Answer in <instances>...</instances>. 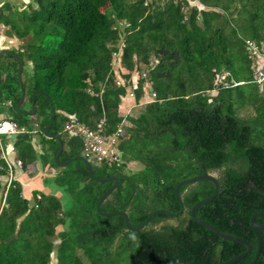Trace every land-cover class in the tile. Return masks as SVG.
I'll return each instance as SVG.
<instances>
[{
  "label": "trees",
  "instance_id": "16d2710c",
  "mask_svg": "<svg viewBox=\"0 0 264 264\" xmlns=\"http://www.w3.org/2000/svg\"><path fill=\"white\" fill-rule=\"evenodd\" d=\"M14 6L0 8L6 18L16 13L1 30L23 44L17 43L13 55L4 54L9 59L0 72L1 106H6L3 93L6 107L14 111L20 89L28 105L33 90L45 94L33 97L37 130L18 138L37 132L49 140L53 166L57 141L45 138L43 129L54 98L68 99L72 110L67 113L85 126H94L101 116L106 133L120 124V163L88 162L95 177L118 179L99 209L124 211L130 226L158 208L176 212L175 184L211 173L218 190L194 216L247 240L250 253L232 264H248L255 249L249 218L264 212V81L255 79V55L247 43L264 53V0H29ZM113 52H119L120 81L112 66ZM133 73L136 116L118 108L130 91ZM21 104L17 109L24 110ZM245 107L252 113L243 115ZM56 115L48 132L62 142L58 161L81 155V137L63 130L61 119L62 136ZM40 155L41 168L50 167L43 150ZM17 157L23 174L36 170L32 156ZM131 161L141 167L130 170ZM7 168L0 158V264H48L56 239L57 264H109L105 253L116 233L134 238L130 264H220L244 251L242 244L222 239L188 217L191 205L212 192L209 181L179 188L180 215L157 213L131 231L121 215L97 213L95 203L111 181L92 180L82 161L42 173L41 186L50 191L32 188L30 197L12 176L15 169L5 191ZM62 177L61 184L45 183ZM255 221L264 225V216ZM57 226L63 229L55 232ZM253 264H264L263 234Z\"/></svg>",
  "mask_w": 264,
  "mask_h": 264
},
{
  "label": "rangeland",
  "instance_id": "374dc122",
  "mask_svg": "<svg viewBox=\"0 0 264 264\" xmlns=\"http://www.w3.org/2000/svg\"><path fill=\"white\" fill-rule=\"evenodd\" d=\"M2 1V0H0ZM7 1H13V2H9L11 3V7H15L14 4L15 1H18V4L19 3V0H7ZM22 1V0H21ZM24 1V0H23ZM191 4H197L195 1H192L190 2ZM17 5V4H16ZM15 12H11L10 13V17L9 20H12L13 17L15 16ZM6 18V15L5 13H3L2 16H0V30H1V27L6 25L4 22L7 21ZM21 25V24H20ZM22 26V25H21ZM3 29V28H2ZM26 41L28 40H31L30 37H26L25 38ZM25 39H23L25 41ZM16 42H19V44H23V41L22 40H18ZM0 44L2 45H6V42H1L0 41ZM248 47L250 48V51L252 54L255 55V65H256V68L258 69L257 70V73H255V79L259 76V73L258 71H261L262 74H263V77H264V53L263 54H259L255 48L252 46L251 43H247ZM24 46V45H23ZM9 47V46H8ZM3 48V49H0V52L3 51L4 49L7 50V52L3 51L1 54H0V72H3L4 71V63H7L9 59L8 57L6 58L4 56L5 53H9L11 55H13V52L12 51H16L15 47L13 45H11L9 48ZM120 51V50H119ZM118 53L117 52L116 54H113L112 55V66H113V70H114V74L116 76L117 79H119L120 81V78H119V75H118V66H119V61H118ZM22 59L24 60V57L22 56ZM27 67V66H26ZM29 67V66H28ZM262 69V70H261ZM136 73H133L132 74V85L130 86L129 90L131 89H134V84H135V80H136ZM21 78H23L21 76ZM264 80V78H263ZM258 82V80H256ZM144 89L146 91L149 92V87H148V84L147 83H144ZM16 91V90H15ZM32 93V92H31ZM27 94V93H26ZM126 96L123 98V102L119 104V112L122 113V114H128V115H131V116H136L137 114V110H138V105H135L134 101L132 100V96H129L127 95V93L125 94ZM5 98L3 100V104H7L9 101L7 100V95L3 93V95ZM27 96V95H25ZM24 102H22L23 104H21V107L24 109V111H30L28 110L29 107H30V102H31V95H30V102H29V105L27 104V97L24 98L23 100ZM54 102V105L52 106L54 108V112L56 115V120L58 121V124L57 125V129L58 131L60 132V134L62 136H64L66 133L64 128L63 130L61 129V122L60 120L62 119V122L64 121H71V117L72 116H69L70 114L67 113V112H71L72 109L71 108V104H69V101L68 99L65 100H60L58 101V99L54 98L53 100ZM2 104V105H3ZM17 111H14L12 108H7L6 106L5 107H2L1 106V103H0V114H2L6 120H13L15 121L17 124H18V127L19 126H22L23 130L21 132L17 131V133H14V134H3L1 136V139L2 141L0 142V145H1V148L4 149V153H5V156L8 158V160L14 164L15 161L17 160V156L19 154H22V155H28L27 159H31V156H32V160H30V163H33V161L36 162L35 164V167H36V170L32 172L30 171V173L28 174V176H24L23 175V172H21L20 175H16V173L14 172V166L13 167V174L12 176L13 177H16L20 180V182H26V181H29L30 182L32 181H39V178L42 176V173H44L45 175H50L52 173H54L55 171L59 170L60 168L64 167V168H70L73 166V161H70L68 164L64 165V166H59L55 163L54 159L52 161V165L51 166V162H50V157L48 156L47 154V150L48 148L50 147L51 145V142L49 140H45L43 139V137H40V135L37 133V132H34L33 134H29L30 136H28L27 138H18L17 134H24V133H28L29 130L33 129V130H37V127L34 125L33 123V120H35V116H34V113L33 114H25V113H22L20 112V109H17ZM242 114L243 115H247L248 113L251 114L252 111H250V107H245L243 108L242 110ZM2 118V117H1ZM101 118L105 119L104 116H101ZM74 118H72L73 120ZM75 120V119H74ZM125 120V119H124ZM124 123H127L128 122L125 120ZM63 124V123H62ZM59 126V127H58ZM116 128H121L120 124L116 126ZM45 138H47L46 136H44ZM5 138H8L12 141V146H11V158L8 154V151H6V148H5ZM30 138V139H29ZM49 139V138H48ZM14 142V143H13ZM43 150L44 152V155L46 157H48V161H49V164H50V167L46 166V168L44 169V167L42 168H39V166L41 165V158L43 156L40 155V152ZM86 159V158H85ZM88 161L93 163L95 162L94 160V155H90L87 157ZM138 167H141L139 165L138 162L136 161H131L129 163V166L128 168L130 170H136ZM28 170H31V168H29ZM19 172V173H20ZM24 177V178H23ZM3 179V178H2ZM65 181V178H51V179H48L45 181V183H49L50 187L53 186V185H56L57 183H63ZM32 186L29 184V187ZM29 187H26V189H24V192H25V195L29 196ZM39 187V186H38ZM56 195H58L56 192H54ZM30 197V196H29ZM64 205L66 202H63ZM63 227H59L57 226L55 228V232L57 231H60L62 230ZM128 239L124 236L123 233L119 234V233H116L114 234L111 239H109V243L107 245V247L109 249H107V252L105 253V255L107 254V257H109V259H107V263L109 264H130V253H131V250L133 248V246L135 245V241H134V238H132V236L130 234H128ZM126 235V236H127ZM58 243V240L56 239L54 241V247L52 249V252L50 253V260H49V263L48 264H57V261H56V245ZM128 243V245H127ZM110 253H112L110 255ZM77 254L80 255V257H82V254L81 252L79 251V249H77ZM85 261V259H83ZM86 263V262H85ZM88 264V263H86Z\"/></svg>",
  "mask_w": 264,
  "mask_h": 264
},
{
  "label": "water",
  "instance_id": "95a60500",
  "mask_svg": "<svg viewBox=\"0 0 264 264\" xmlns=\"http://www.w3.org/2000/svg\"><path fill=\"white\" fill-rule=\"evenodd\" d=\"M3 51L7 52L6 49H4ZM3 51H1L0 54ZM21 67H22L21 61L18 59V66H17V70H16V77H17L18 80L20 78ZM34 93H39V94L45 95L43 91L33 90L32 93H31L30 111L20 110V112L25 113V114H33L34 113V111H35L34 100H33ZM23 96H24L23 91L20 89L19 98H18V100L15 103V107L16 108H19V106H20V104L22 102ZM54 113H55L54 112V108L51 107L50 119H49L48 123L46 124V126L43 129V134L47 138H54L57 141V149H56V151L54 153V156H53V159H54L55 163L57 165H59V166H64V165H66L67 163H69L72 160H80V161H82L85 164L86 169H87V174L92 180H94L96 182H100V183L111 181V184L98 197V199H97V201L95 203V209H96V211H97V213L99 215H102V216H109V215H113V214L121 215L122 218H123V222H124V225L126 226V228L131 230V231H136V230H139L140 228H142L157 213H162V214H164L166 216H170V217L171 216L180 215L182 213L183 206H182V202H181V199H180L179 193H178L179 188L182 185H185V184H190V183H193V182H196V181H200V180H206V181H209L212 184V186H213L212 192L209 195H207L206 197L197 200L196 202H194L191 205V207L188 210V217L192 221L200 224L201 226H203L204 228H206L208 231L212 232L213 234L217 235L218 237H220L222 239L229 240V241L240 243V244H242L244 246V251H242L241 253H239V254H237V255H235V256H233V257H231V258H229V259H227L225 261H223L220 264H232L233 262L239 260L240 258H242V257H244V256H246L247 254L250 253L251 244L247 240H245L243 238H240V237H237V236H234V235H231V234L226 233V232H221L218 229H216L214 226L209 224L208 222H206V221H204L202 219H199V218L194 216L195 209L200 204H202V203H204V202H206L208 200H211L214 197V195L216 194L217 190H218V182H217L215 176L212 175L211 173H208L207 171H203L201 174L194 175V176L179 180L175 184V186L173 188V194H174L175 200H176V202L178 204V210L176 212H170V211H167V210H165L163 208H158V209H155L154 211H152L145 219H143L136 226H130L129 222H128V219H127V214L124 211H120V210L101 211L99 209L100 202L117 186L118 179L115 176L95 177L93 175V173H92V170L90 168L89 162L82 155L68 157V158H66V159H64L62 161H58V157H59L60 152L62 150V142L59 139L58 134L49 133L48 132ZM260 216H264V212H262V213L258 212V213L251 214L250 218H249V224H250L251 230H252V232L254 233V236H255V249H254V252H253L252 257H251V259H250L248 264H253L255 262L258 254H259V251H260L261 235L262 234L264 235V225L255 221V218L256 217H260Z\"/></svg>",
  "mask_w": 264,
  "mask_h": 264
},
{
  "label": "built area",
  "instance_id": "2783aa9c",
  "mask_svg": "<svg viewBox=\"0 0 264 264\" xmlns=\"http://www.w3.org/2000/svg\"><path fill=\"white\" fill-rule=\"evenodd\" d=\"M112 54H116L113 52ZM259 76L256 78L258 82H262L263 74L262 72H258ZM135 86V84H134ZM127 95L131 96V90L127 92ZM153 96V93H151ZM6 106H9L7 103ZM71 121H65L63 128L72 135H78L82 139V156L87 159L88 156L94 155V160L99 162L101 160H105L109 164L113 163L114 165H118L120 163V152L117 148L118 143V135L122 132V129L115 128L114 131L110 133H106L104 125L105 120L103 118H99L97 122L92 127L85 126L72 118ZM23 130L22 126L18 127V124L13 120H6L5 118H0V142L2 141L1 136L3 134H14L17 131L21 132ZM0 158L8 167L7 175L4 176L5 183V191L9 185L12 167H20V161L16 160L14 164H12L8 158L5 156L4 149L1 148L0 145ZM88 160V159H87ZM5 191L3 193H5Z\"/></svg>",
  "mask_w": 264,
  "mask_h": 264
},
{
  "label": "crops",
  "instance_id": "0c3cea01",
  "mask_svg": "<svg viewBox=\"0 0 264 264\" xmlns=\"http://www.w3.org/2000/svg\"><path fill=\"white\" fill-rule=\"evenodd\" d=\"M29 0H19V3L21 4H25V2H28ZM9 2H13V1H7V0H2V1H0V8H4V7H6V6H9V5H11V3H9ZM19 5L18 4V1H15V3L14 4H12V5ZM3 30L4 29H2V30H0V41L1 42H6V44H7V46L6 45H1L0 44V49H3V48H7L8 46L10 47L11 45H13L14 47H17V43H19V42H16V41H13V40H11L10 38H8V37H6V36H4V33H3ZM8 47V48H9ZM124 98V97H123ZM123 98L121 99V103L123 102ZM5 118L2 114H0V118ZM35 126H36V124H34ZM34 132V131H33ZM4 143H5V148H6V151H8V154H9V156H10V158H11V146H12V141L10 140V139H8V138H5V141H4ZM36 164V163H35ZM15 168V173H16V171H17V173H16V175H20L21 174V172L19 173V170L21 171V168L20 167H14ZM39 168H41V166H39ZM46 168V166H44V169ZM24 176H26V174H23ZM28 176V175H27ZM14 178H16V177H14ZM24 178V177H23ZM2 181L4 182V177H3V179H2ZM29 184L30 185H32V186H30L29 187ZM21 185H22V193H24V195H25V192H24V189H26V187H29V196H30V190L32 189V188H37V189H41L42 191H44L45 193H48V191H50V190H48L46 187H43V186H41V182L40 181H31L30 182V180L29 181H26V182H21ZM39 186V187H38ZM58 195H56L55 194V196H57V197H60V193L59 192H56ZM26 197H28L27 195H25Z\"/></svg>",
  "mask_w": 264,
  "mask_h": 264
},
{
  "label": "clouds",
  "instance_id": "9594fccd",
  "mask_svg": "<svg viewBox=\"0 0 264 264\" xmlns=\"http://www.w3.org/2000/svg\"><path fill=\"white\" fill-rule=\"evenodd\" d=\"M88 161V160H87Z\"/></svg>",
  "mask_w": 264,
  "mask_h": 264
}]
</instances>
